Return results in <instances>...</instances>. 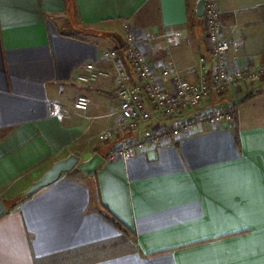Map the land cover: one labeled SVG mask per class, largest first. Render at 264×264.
<instances>
[{
    "label": "crops",
    "instance_id": "obj_1",
    "mask_svg": "<svg viewBox=\"0 0 264 264\" xmlns=\"http://www.w3.org/2000/svg\"><path fill=\"white\" fill-rule=\"evenodd\" d=\"M196 3L0 0V200L7 207L0 264H34V257L113 240L133 248L104 258L85 249L65 262L264 264V77L198 106L233 104L234 122L206 123L159 150L106 160L94 179L65 172L10 208L57 160L108 154L112 143L100 135L120 116L117 85L112 76L89 85L77 77L89 62L112 71L103 52L121 47L126 28L136 31L156 73L173 61L186 81L198 80L210 49ZM218 3L224 36L241 45L228 54L229 67L261 64L264 0ZM169 29L182 32L180 44L148 40ZM80 94L92 99L87 111L73 108ZM102 202L135 232L132 244L104 218Z\"/></svg>",
    "mask_w": 264,
    "mask_h": 264
},
{
    "label": "built area",
    "instance_id": "obj_2",
    "mask_svg": "<svg viewBox=\"0 0 264 264\" xmlns=\"http://www.w3.org/2000/svg\"><path fill=\"white\" fill-rule=\"evenodd\" d=\"M203 18L210 55L200 58L196 82L186 81L183 70L173 61L164 63L156 73L132 28H126L120 48L103 52L105 61L113 66L112 71L89 62L78 74V81L86 85L110 76L117 85L120 116L100 135L103 141L112 143L106 160L128 159L140 152L159 150L201 129L206 123L235 121L236 109L233 104L201 110H198V106L212 93L223 94L240 83H252L264 77V56L257 66L232 70L228 54L239 51L241 45L224 36L218 0L206 1ZM158 38L164 39L166 45H178L182 32L169 29L149 36L148 40ZM91 103L90 96L80 94L74 99L73 108L87 111Z\"/></svg>",
    "mask_w": 264,
    "mask_h": 264
},
{
    "label": "water",
    "instance_id": "obj_3",
    "mask_svg": "<svg viewBox=\"0 0 264 264\" xmlns=\"http://www.w3.org/2000/svg\"><path fill=\"white\" fill-rule=\"evenodd\" d=\"M207 0H197L195 13L198 17L203 18L205 15V7ZM106 156L95 152L91 157L81 160L78 155L71 153L67 157L57 160L53 163L40 178L36 179L31 186L22 194V198H26L35 194L38 190L54 183L65 172L77 170L84 173L87 177L94 179L100 167L105 163ZM7 211L6 204L0 200V215Z\"/></svg>",
    "mask_w": 264,
    "mask_h": 264
},
{
    "label": "trees",
    "instance_id": "obj_4",
    "mask_svg": "<svg viewBox=\"0 0 264 264\" xmlns=\"http://www.w3.org/2000/svg\"><path fill=\"white\" fill-rule=\"evenodd\" d=\"M22 199L23 198L21 195L18 196L14 200L13 205H11L10 208H12L18 201H21ZM100 207H101L100 208L101 213L104 216V218L121 231L122 236H124V238L126 239L125 240L123 238L122 239L123 242L127 241L126 243L132 244V242L136 240L135 232L132 229H130L122 220H120L118 216H116L106 204L102 202ZM116 243H118V241L116 240L105 241V242H100V243L95 244L96 247H84V248H80L74 251L63 252V253L51 255L48 257H36V258L34 257V264H66L65 261L68 259L67 257L71 255H77L78 253H80L81 251L85 249H90L93 251L94 249H98V250L106 249L107 247L113 246L112 244H116ZM132 248L133 247H129L130 250Z\"/></svg>",
    "mask_w": 264,
    "mask_h": 264
},
{
    "label": "rangeland",
    "instance_id": "obj_5",
    "mask_svg": "<svg viewBox=\"0 0 264 264\" xmlns=\"http://www.w3.org/2000/svg\"><path fill=\"white\" fill-rule=\"evenodd\" d=\"M112 245L113 246L107 247L106 249H100L99 252H97V254H96L97 258H104L106 256H110L112 254H116V253H118L121 250H127L129 248V247H116V244H112ZM67 258L69 259L71 257H67ZM78 259H82V258L79 257Z\"/></svg>",
    "mask_w": 264,
    "mask_h": 264
}]
</instances>
